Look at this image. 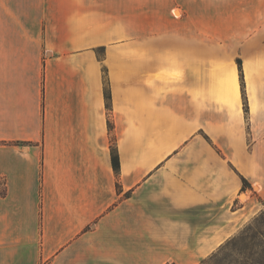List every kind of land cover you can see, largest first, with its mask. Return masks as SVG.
I'll return each mask as SVG.
<instances>
[{
	"label": "crops",
	"instance_id": "0c3cea01",
	"mask_svg": "<svg viewBox=\"0 0 264 264\" xmlns=\"http://www.w3.org/2000/svg\"><path fill=\"white\" fill-rule=\"evenodd\" d=\"M0 190V264H197L264 200V0H0Z\"/></svg>",
	"mask_w": 264,
	"mask_h": 264
},
{
	"label": "rangeland",
	"instance_id": "374dc122",
	"mask_svg": "<svg viewBox=\"0 0 264 264\" xmlns=\"http://www.w3.org/2000/svg\"><path fill=\"white\" fill-rule=\"evenodd\" d=\"M181 28L188 29V27ZM244 28L247 36L252 39L256 27ZM144 39L145 27H134V40ZM104 48L99 50L102 56L105 55ZM136 50L141 51V48L135 47ZM0 192L5 194L4 190ZM239 199L243 200L242 196H239ZM256 204L259 208L247 218L245 223L197 264H264V200L258 199ZM204 259L206 261H203Z\"/></svg>",
	"mask_w": 264,
	"mask_h": 264
},
{
	"label": "trees",
	"instance_id": "16d2710c",
	"mask_svg": "<svg viewBox=\"0 0 264 264\" xmlns=\"http://www.w3.org/2000/svg\"><path fill=\"white\" fill-rule=\"evenodd\" d=\"M103 49V48H101ZM237 66H238V70H239V78H240V82H241V90H242V95L244 98V107L245 110H247V104H246V100H245V93H244V81H243V73H242V69H241V62L240 59H237ZM104 96H105V100H106V106L107 108L110 107V91H109V87L105 84L104 86ZM108 127L109 129H111V123L110 121H108ZM110 153H111V164L112 167L114 169L115 172H118L119 170V156H118V152H117V148L114 142H111V146H110ZM249 183L243 178V189L248 187ZM0 195H4V192H0ZM203 261H206L205 259ZM165 264H176L174 262H169V263H165Z\"/></svg>",
	"mask_w": 264,
	"mask_h": 264
},
{
	"label": "bare ground",
	"instance_id": "6f19581e",
	"mask_svg": "<svg viewBox=\"0 0 264 264\" xmlns=\"http://www.w3.org/2000/svg\"><path fill=\"white\" fill-rule=\"evenodd\" d=\"M241 196H242V198H243V199L246 197V195H245V194H242Z\"/></svg>",
	"mask_w": 264,
	"mask_h": 264
}]
</instances>
